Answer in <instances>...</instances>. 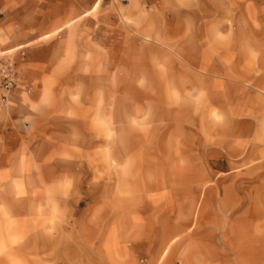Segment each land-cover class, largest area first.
<instances>
[{
	"label": "rangeland",
	"instance_id": "obj_1",
	"mask_svg": "<svg viewBox=\"0 0 264 264\" xmlns=\"http://www.w3.org/2000/svg\"><path fill=\"white\" fill-rule=\"evenodd\" d=\"M64 33L0 105L40 95L0 132V264H264V0H93Z\"/></svg>",
	"mask_w": 264,
	"mask_h": 264
},
{
	"label": "crops",
	"instance_id": "obj_2",
	"mask_svg": "<svg viewBox=\"0 0 264 264\" xmlns=\"http://www.w3.org/2000/svg\"><path fill=\"white\" fill-rule=\"evenodd\" d=\"M92 3L93 0H0V28L8 34L4 47H25V57L19 59L21 76L25 81L30 84L39 81L40 87L43 80L60 66L66 52V24L82 16L85 10L92 7ZM54 31L58 35L52 36ZM30 94V100L27 101L18 91L10 107L0 109V132L8 126L12 133H21L27 124L26 119L32 115L31 103L38 102L40 97L34 88ZM247 135H256V163L262 162L264 166V147L258 144L264 139V98L258 95L256 125L242 136ZM214 152L218 159L226 161L240 155V149L230 151L223 148ZM161 249L162 245L158 246L159 253Z\"/></svg>",
	"mask_w": 264,
	"mask_h": 264
},
{
	"label": "built area",
	"instance_id": "obj_3",
	"mask_svg": "<svg viewBox=\"0 0 264 264\" xmlns=\"http://www.w3.org/2000/svg\"><path fill=\"white\" fill-rule=\"evenodd\" d=\"M128 2L130 0H120ZM20 70L15 59L0 58V105H7L14 92L22 86Z\"/></svg>",
	"mask_w": 264,
	"mask_h": 264
},
{
	"label": "bare ground",
	"instance_id": "obj_4",
	"mask_svg": "<svg viewBox=\"0 0 264 264\" xmlns=\"http://www.w3.org/2000/svg\"><path fill=\"white\" fill-rule=\"evenodd\" d=\"M168 250V249H167Z\"/></svg>",
	"mask_w": 264,
	"mask_h": 264
}]
</instances>
